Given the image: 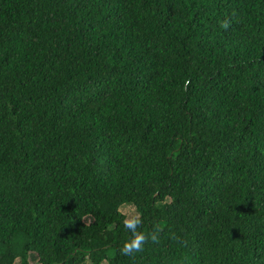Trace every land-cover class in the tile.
<instances>
[{"label":"trees","instance_id":"1","mask_svg":"<svg viewBox=\"0 0 264 264\" xmlns=\"http://www.w3.org/2000/svg\"><path fill=\"white\" fill-rule=\"evenodd\" d=\"M28 252L264 264V0H0V264Z\"/></svg>","mask_w":264,"mask_h":264},{"label":"clouds","instance_id":"2","mask_svg":"<svg viewBox=\"0 0 264 264\" xmlns=\"http://www.w3.org/2000/svg\"><path fill=\"white\" fill-rule=\"evenodd\" d=\"M221 26L226 29L228 27V23H223ZM124 224L127 229L132 231L133 238L130 242H126L123 245V247L120 249L121 254L128 255L137 251H141L143 249V244L146 241V236L142 232H137V228L140 224L139 218L125 220Z\"/></svg>","mask_w":264,"mask_h":264},{"label":"rangeland","instance_id":"3","mask_svg":"<svg viewBox=\"0 0 264 264\" xmlns=\"http://www.w3.org/2000/svg\"><path fill=\"white\" fill-rule=\"evenodd\" d=\"M119 211L124 215L125 220H130V218H133L137 215V213L135 212L134 208L132 205L130 204H123L119 207ZM84 221L86 223L90 222L91 219L89 217H85ZM22 243V239L21 238H17L14 240V244L15 246H17V248H19V246ZM26 260L28 263H35L36 262V255L33 252H28L26 253ZM16 264V261H15Z\"/></svg>","mask_w":264,"mask_h":264}]
</instances>
